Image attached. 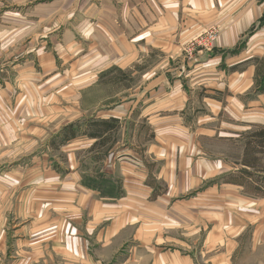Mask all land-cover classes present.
I'll return each mask as SVG.
<instances>
[{
  "label": "crops",
  "instance_id": "1",
  "mask_svg": "<svg viewBox=\"0 0 264 264\" xmlns=\"http://www.w3.org/2000/svg\"><path fill=\"white\" fill-rule=\"evenodd\" d=\"M213 26L211 50L186 58L184 46ZM263 55L264 0H0V63L18 73L0 90V132L57 131L94 115L121 123L97 163L98 187L81 183L74 162L94 143L87 137L63 146L74 160L64 178L36 167L2 181L4 201L25 191L19 208L35 231L19 258L264 264V190L240 141L264 126L255 66L242 64ZM141 64L137 86L86 102L102 73ZM125 130L137 138L124 140ZM28 179L36 184L18 186Z\"/></svg>",
  "mask_w": 264,
  "mask_h": 264
},
{
  "label": "rangeland",
  "instance_id": "2",
  "mask_svg": "<svg viewBox=\"0 0 264 264\" xmlns=\"http://www.w3.org/2000/svg\"><path fill=\"white\" fill-rule=\"evenodd\" d=\"M198 50L207 52L209 51L197 47L194 52H197ZM183 52L185 55H187L184 49ZM193 53L189 56L187 55L186 58L191 57ZM35 58L36 57H31L30 60H34L35 64L37 65ZM66 65L67 64L64 65L63 69V67L60 66V63H58V69L63 70L61 71L62 74L67 70ZM143 68H145L144 64H141L139 68H134V70L137 72L134 74H132V70L119 71L116 69H110L105 71L99 76L96 86L91 89L92 95L87 98L86 102L89 104H96V102L97 104H108L113 102L116 98H119L122 93L121 91L124 88L129 86H137L141 78V71L145 70ZM16 76H18L17 72L14 70H9V67H3V65L0 63V90L6 86V83L14 82ZM201 91L204 95H211L216 98L221 97L219 92L209 94L204 93V90ZM4 119V113L1 112L0 123H3ZM130 122L132 123V121ZM57 131H55V125H45L43 126L42 130L34 132H0V185L4 179L9 177V174H18L19 171L27 174L33 172L36 167L43 169L44 172L48 174L55 175L56 173L58 176H60V178H64L72 170L70 166L72 165L74 167V160L73 158L70 160L67 156V150H63V146L66 145L70 140L57 149L53 147L55 145V140L51 142V139ZM117 133H119V130ZM117 133L114 137V140H116V137L119 138ZM137 134L138 132L136 131L132 132L125 130L122 137L124 140H131L132 138L136 139ZM146 134L147 132H144V135ZM77 137L79 138L87 136L81 134ZM89 149L90 148H88V152L90 151L91 153H88L86 150L77 151L75 155L76 161L74 162H80L77 172L81 175V183L88 186L92 184L93 186L98 187L100 182V173L97 172L96 166L97 163H99L103 156H106L107 153L106 151L104 152L102 150L103 148H94L93 150ZM15 179L17 178H13V180ZM257 179H259L258 175L256 173L253 174V180L257 181L258 184ZM40 182L46 185L48 181L43 179ZM14 183L15 182L12 181V187L15 186ZM20 184L21 185H17L28 189L36 184V181L28 179L26 183H24V180H22ZM23 192L25 193V191H22L21 189L19 193H17L15 196H12L10 200L8 198L5 201L4 195L0 194V264H25L27 262H31L28 260H21L19 258L20 255L18 254L21 249L27 250V246H22L20 242L25 240V237L31 236L35 233L34 229H32L30 226L32 219L26 216L29 214L28 211L19 208L21 206L19 198L20 194ZM66 262L67 261L63 260L55 261V258L53 260L43 258V260H39L34 263L67 264Z\"/></svg>",
  "mask_w": 264,
  "mask_h": 264
},
{
  "label": "trees",
  "instance_id": "3",
  "mask_svg": "<svg viewBox=\"0 0 264 264\" xmlns=\"http://www.w3.org/2000/svg\"><path fill=\"white\" fill-rule=\"evenodd\" d=\"M249 62L255 66L254 87L256 90L264 92V55L248 59L242 64L245 65ZM237 67L238 65H235L232 69ZM200 95H204L202 91ZM205 96L211 95L205 94ZM120 124V120L114 117L107 119L96 116L83 118L62 126L52 137L51 142L55 140L53 147L57 149L67 141L84 134L95 139L89 150L103 148L107 151L115 142L114 137L120 128ZM240 141L243 143L241 163L245 168L258 175L257 186L264 190V126H255L242 133Z\"/></svg>",
  "mask_w": 264,
  "mask_h": 264
},
{
  "label": "built area",
  "instance_id": "4",
  "mask_svg": "<svg viewBox=\"0 0 264 264\" xmlns=\"http://www.w3.org/2000/svg\"><path fill=\"white\" fill-rule=\"evenodd\" d=\"M218 34L217 27H210L203 31L200 35L195 37L184 47V51L189 56L191 55L197 47L202 49L210 50L212 48V43Z\"/></svg>",
  "mask_w": 264,
  "mask_h": 264
}]
</instances>
